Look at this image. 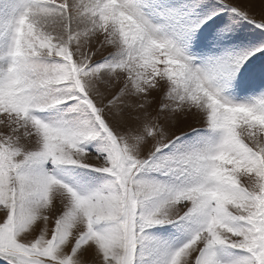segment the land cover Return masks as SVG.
<instances>
[{"label":"snow or ice","instance_id":"6c2138e0","mask_svg":"<svg viewBox=\"0 0 264 264\" xmlns=\"http://www.w3.org/2000/svg\"><path fill=\"white\" fill-rule=\"evenodd\" d=\"M0 260L264 264V0H0Z\"/></svg>","mask_w":264,"mask_h":264},{"label":"rangeland","instance_id":"374dc122","mask_svg":"<svg viewBox=\"0 0 264 264\" xmlns=\"http://www.w3.org/2000/svg\"><path fill=\"white\" fill-rule=\"evenodd\" d=\"M220 15L224 16L225 18L228 17L229 13L222 12ZM238 23L242 26H246L247 30L252 31L254 29V25L248 24L246 21L238 20ZM255 31L259 32V29H255ZM88 172L87 169H75V170H59L58 175H60L66 182L70 184H74L77 187H80V184L78 182L79 177L83 174ZM92 175H99L96 173H93ZM167 229V231H166ZM150 236L156 240H165L168 242H178L175 241V238L173 236V233L175 232L174 229L171 228V226H164L163 228L159 227H153L147 230ZM0 264H4V261L0 260Z\"/></svg>","mask_w":264,"mask_h":264}]
</instances>
